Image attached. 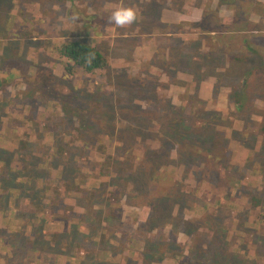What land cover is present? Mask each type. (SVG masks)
<instances>
[{
  "label": "rangeland",
  "instance_id": "obj_1",
  "mask_svg": "<svg viewBox=\"0 0 264 264\" xmlns=\"http://www.w3.org/2000/svg\"><path fill=\"white\" fill-rule=\"evenodd\" d=\"M239 1L0 0V79L3 80L0 115L4 110L7 112L4 105L13 108L9 113L13 117L8 116L0 125L5 123L12 130L19 128L18 138L41 144L28 130L37 127L21 128L26 114L40 116L35 121L37 125L52 126L56 139L64 142L63 137L68 134L61 135L63 125H87L90 117L99 121L101 130L118 127L119 115L153 125L148 114H133L127 106L114 108L117 106L114 98L121 92L134 98L133 103L141 111L150 106L154 117L161 116L170 126L169 131L173 126L185 129L184 133L191 135L190 141L210 138L216 150L224 147L217 142L221 134L228 141L224 147L226 154L217 160L215 169L208 161L211 154H188L185 163L176 165L174 150L150 151L153 158L160 154L162 160L173 159V168L162 164L158 172L150 175V181L141 179L144 193L138 190L137 198L120 197L109 206L117 209L119 203L123 204L121 226L123 233L131 232V235L116 236L120 231L115 230V224H106L109 227L105 231L99 230L101 239H84L87 243L83 242L84 249L99 243L106 247L109 242L112 247L107 256L97 254L94 249L92 255L82 257L76 249L63 248L69 256L55 258L54 262L52 254L62 251L54 252L44 244L40 251V247H35L36 251L23 249L20 264H264V204L258 206L255 201L254 206L253 201L248 204L245 196L247 193L254 199L264 197V176H260L264 169V35L261 34L264 25L254 18L262 17L264 6L260 0H244L237 7ZM120 4L137 11V20L130 27L116 28L107 23L111 10ZM74 14H79L81 20L76 21ZM53 17L60 20L55 26L48 24ZM63 23L66 27L61 29ZM243 38L248 39L250 47L239 42ZM76 40L98 48L105 66L82 75L70 67L69 61L58 58L60 43ZM253 51L257 55L251 54ZM215 69H220L217 82L209 76ZM224 84L233 89H225ZM234 90H239L236 97L231 96ZM142 96L150 104L141 103ZM235 99L242 104L239 109ZM18 101L27 102L30 109L26 110L25 103L26 108L15 104ZM113 112L116 115L111 116ZM62 116L68 121L60 122ZM112 117L116 122L110 121ZM106 137L102 143H95L104 149L93 151L94 157L86 148L64 161L67 172L80 183L91 176L86 179L89 181L85 187L92 194H96L92 190L101 188L98 182L105 180L97 176L121 174L119 166H125L120 164L121 160L128 154L139 159L130 144L114 160L113 146ZM6 138H10L9 133L1 138V151L7 149L9 164L18 165L22 156L15 153L13 144H8L14 140ZM167 138L166 135L164 141ZM42 140L46 146L52 144L45 136ZM77 145L78 142L73 143ZM101 154L108 156V172L101 164ZM0 157L4 159L2 153ZM40 168L48 169L45 165ZM192 170L196 173L194 177L190 175ZM1 174L14 175L11 171ZM238 184L242 187L236 188ZM57 193L51 206L70 208L68 218L74 222L72 216L79 214L80 209L73 198L60 200L61 192ZM161 196L167 198L174 212L173 222L151 224L150 210L157 206ZM230 198L233 199L227 203ZM196 205L201 212H195ZM64 224L70 231L68 223L45 222L39 240L47 241V235L64 229ZM33 225L36 228L38 223ZM71 235L72 239L77 238ZM11 257L0 252V264L2 258L4 264H11Z\"/></svg>",
  "mask_w": 264,
  "mask_h": 264
},
{
  "label": "trees",
  "instance_id": "obj_2",
  "mask_svg": "<svg viewBox=\"0 0 264 264\" xmlns=\"http://www.w3.org/2000/svg\"><path fill=\"white\" fill-rule=\"evenodd\" d=\"M243 3L244 0H240L237 2V7L242 6ZM239 42L250 47L248 39L246 38L241 39ZM57 49L58 58L63 57L64 60L69 61L71 63L70 67L82 73V75L83 73L99 70L105 66L102 53L98 48L92 47L87 41H67L60 43ZM250 50L252 49L250 48ZM251 54L257 55L256 52ZM218 70L220 69H215V73L209 75L211 78H214L216 82L217 80L219 81L220 77ZM1 82H3L2 79H0V84ZM224 88L233 89L229 84H224ZM224 91L226 92L227 90ZM238 92L239 90H234L230 93L232 97H236ZM134 100L135 99L130 97L129 94L128 97H125L121 92H117L114 98V102L115 104L117 103V106H114V108L117 107V109H119L127 106V110L129 109L133 114L136 113L139 115L141 113L143 116L148 114L147 117L154 121L153 125H146L143 121H139L140 119L136 120L134 117H128V119H126L124 116L119 115L117 117L119 119V124L117 122L118 127H110L109 130H106L104 127L101 130L98 125L99 121L97 119L94 120V117H90L87 125L75 126L74 124H67L69 127L63 125L61 135L68 134V137H63L65 140L64 142L62 140L60 141V139H56V136L51 132L52 126L50 127L47 124L40 127V125H37L35 121L38 119L40 120V116L35 117V115H32L31 117L29 114H26L24 116V122L21 123V128L24 127L28 129L29 126L37 127V129L31 128V130H28L36 139L39 138L41 144L38 145L31 143L29 139L23 140V138H18L17 132H19V128L12 130L6 127L5 123L4 125H0L1 138H4V136H7L9 133L10 138L4 140H14L13 142L9 141L10 143L8 144H13L15 153L22 156V161L18 165H10L8 150L5 149L4 152H2L0 148V153L4 156V159L0 157V167L3 166V168L0 169V175H2L1 173L5 174L6 171H11V173L14 174L12 176H0V252L6 256H12L11 264H20L19 262L23 249L36 251L35 247H40L38 248V251H40L39 249H42L44 244L52 248L54 252H58V249L62 251L63 248L68 251L76 249L81 253L82 257H86L83 255H89V253L92 255L94 249L97 254H110V247H112V245L109 242L106 247L104 244L99 243L96 247L89 246V248L84 249L82 245L83 242L86 243L84 240L85 238H102L103 235L99 230L105 231V228L109 227L106 224H115V230L120 231V233L116 232V236L132 234L131 232H129V234L123 233L125 232L121 226L123 217L121 206H123V204L119 203L117 209H110L109 206L112 202H115L120 197L126 199L137 198L138 190H140V193H144L145 185H142L141 179L150 181L152 179L150 175L158 172L159 167L166 166V164L173 168V159H175L174 162L176 165H182V163H185L183 160L188 154L203 155V153H207L212 156L208 159L209 164L214 169L218 166L216 162L226 154V149L224 147L228 142L223 134H221V138L217 142H221V146L224 144V147H219L218 150L215 149V143L207 137H200L199 139L190 141L191 135L189 133H184V131H186L185 129L173 126L169 131L168 128L170 126L164 122L161 116L154 117L150 106L147 107L146 110L141 111L137 109V104L133 103ZM139 100L141 103L148 102L150 104L146 96H142ZM235 100L237 101V109H239L242 104L237 99ZM19 102L20 101L15 104H18L21 108H26L23 106L25 103L27 106L26 110L30 109L27 102L22 104ZM9 107L10 105L3 106V109H7V112L4 110L3 114L0 115V124L5 122L8 116L13 117L12 114H9L13 111V108ZM31 109L35 110L33 106H31ZM117 109L115 111H117ZM114 115L116 114L113 112L111 116ZM66 120L68 121V118L65 116L60 118V122H65ZM110 121L116 122L114 117H112ZM70 127H72L71 130ZM166 135L168 138L167 141H164ZM11 136L13 137L11 138ZM44 136L48 141L52 140L53 145H44L42 140ZM105 136H107L106 140L108 144L113 146L112 154L114 160L120 157L119 154L126 152L125 148L130 146V144H133V148L137 152L139 159L136 160L128 154L121 160L122 162L120 164H125L123 168L119 166L121 174L115 176H97L98 178H105V180L104 182H98V186H101V188L99 190H92V192L96 193L92 194L91 191L88 192V189L85 187V182L89 181L86 179L91 176H87L81 180L80 183L74 178L76 176H72L71 173L67 172L64 161H69V159L76 154V151L86 148L90 150V155L94 157L93 151H98L99 148L104 149L100 145L99 148L96 147L95 143L98 141L102 143ZM173 139L176 142H173ZM75 142H78L77 146H73ZM173 145L177 147L172 148ZM161 149L166 153L174 150V158L171 160H162L160 154L157 155L156 158L149 156L150 151H159ZM34 154H36V157ZM100 156L102 158L101 164L106 169V172H108L110 166L108 156L104 157L102 154ZM128 161H131V163L128 164ZM229 164L231 166L232 162L229 161ZM42 165L48 168L47 171L40 168ZM212 167H209L210 171L213 170ZM195 171H197V168ZM142 172L145 174L144 176ZM263 173L264 169H262L260 176H264ZM195 174L193 170L190 171L191 176L194 177ZM234 176H236V174ZM205 181L207 184H211L208 180L205 179ZM28 185L32 186L26 188ZM237 187L242 186L238 184L236 188ZM58 191L61 192L59 196L60 200L66 197L73 198L77 208L80 209L81 212L79 214H74L72 216L74 222H71V217L68 218L71 213L70 208H63L59 205L58 207L51 206L54 203L51 201L55 200L54 197L58 196ZM235 192H237L236 189ZM49 193L53 195L50 196V198H46L45 195ZM245 196L248 204H251L252 201L253 206L254 201L258 206L264 204V197L262 199H254L248 196L247 193H245ZM43 198L44 202L41 201ZM94 199L96 201H94ZM232 199L233 198H230L227 203ZM240 199H242V197H240ZM223 200L225 199L223 198ZM247 202H245V205ZM194 209L195 212H201L198 205L194 206ZM27 210H31V212H27ZM150 213L152 216L148 218V221H150L151 224H163L166 222L170 224L173 222L174 212L169 207V203H167V198L165 196L159 198L157 206L151 208ZM36 215L39 218H37ZM68 219L73 223L72 225L67 221ZM235 220H237L236 216ZM53 221L68 223L70 231L67 230L68 226L64 224V229L57 231L55 228V233L51 232L47 235V241H40L39 236L43 233L41 231L42 225L45 224V222ZM34 223H38L36 228H34ZM90 224H92V227H90ZM115 230L113 231L114 234ZM72 233L75 234L77 238L72 239ZM258 236H260V234H258ZM185 237L189 240L188 236L185 235ZM130 243H132V240ZM250 243L251 241L249 244ZM52 256L55 262V258L64 257L67 259L69 255L65 253V251H62L54 255L52 254ZM1 263L4 264L3 258Z\"/></svg>",
  "mask_w": 264,
  "mask_h": 264
},
{
  "label": "clouds",
  "instance_id": "obj_3",
  "mask_svg": "<svg viewBox=\"0 0 264 264\" xmlns=\"http://www.w3.org/2000/svg\"><path fill=\"white\" fill-rule=\"evenodd\" d=\"M137 20V11L134 7L118 5L111 10L107 17V23L114 25L116 28L130 27Z\"/></svg>",
  "mask_w": 264,
  "mask_h": 264
},
{
  "label": "crops",
  "instance_id": "obj_4",
  "mask_svg": "<svg viewBox=\"0 0 264 264\" xmlns=\"http://www.w3.org/2000/svg\"><path fill=\"white\" fill-rule=\"evenodd\" d=\"M260 3H261V5H263L264 6V0H260ZM255 19H257V23L259 24V25H264V16L262 15V17H260V16H258V17H254ZM74 24H76V23H74ZM66 26H65V24L63 23V25L60 27L61 29H64ZM61 33H63L64 34V32H61ZM61 33L59 34V35H61ZM261 34L262 35H264V29H262V31H261ZM243 36H245V34H243ZM247 37V36H246ZM249 152V151H248Z\"/></svg>",
  "mask_w": 264,
  "mask_h": 264
},
{
  "label": "flooded vegetation",
  "instance_id": "obj_5",
  "mask_svg": "<svg viewBox=\"0 0 264 264\" xmlns=\"http://www.w3.org/2000/svg\"><path fill=\"white\" fill-rule=\"evenodd\" d=\"M65 4V3H64ZM263 16H264V14H263ZM74 17L76 18L75 20L76 21H80L81 20V17H80V15L79 14H74ZM56 19V17H53V18H51V20H52V22H54V20ZM68 22H73V23H76V24H78L76 21H74V20H67ZM52 22L51 23H48L49 25H51V26H55L57 23H59L60 22V20H59V17L56 19V23L54 24H52Z\"/></svg>",
  "mask_w": 264,
  "mask_h": 264
}]
</instances>
